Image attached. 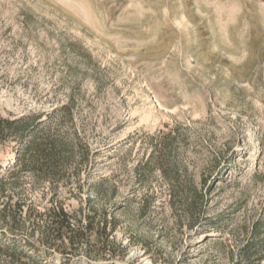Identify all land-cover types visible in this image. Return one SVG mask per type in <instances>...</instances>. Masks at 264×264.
<instances>
[{
    "label": "rangeland",
    "instance_id": "rangeland-1",
    "mask_svg": "<svg viewBox=\"0 0 264 264\" xmlns=\"http://www.w3.org/2000/svg\"><path fill=\"white\" fill-rule=\"evenodd\" d=\"M0 129V264H264V0H0Z\"/></svg>",
    "mask_w": 264,
    "mask_h": 264
},
{
    "label": "bare ground",
    "instance_id": "bare-ground-1",
    "mask_svg": "<svg viewBox=\"0 0 264 264\" xmlns=\"http://www.w3.org/2000/svg\"><path fill=\"white\" fill-rule=\"evenodd\" d=\"M10 161H11V162H8V160L6 161V162H8L7 166L11 165V164L15 161V154L12 153V154L10 155ZM4 164H5V163H4Z\"/></svg>",
    "mask_w": 264,
    "mask_h": 264
},
{
    "label": "trees",
    "instance_id": "trees-1",
    "mask_svg": "<svg viewBox=\"0 0 264 264\" xmlns=\"http://www.w3.org/2000/svg\"><path fill=\"white\" fill-rule=\"evenodd\" d=\"M0 131H1V129H0Z\"/></svg>",
    "mask_w": 264,
    "mask_h": 264
}]
</instances>
